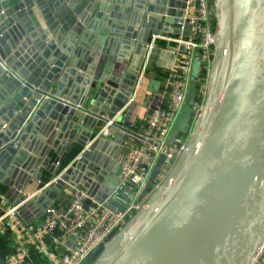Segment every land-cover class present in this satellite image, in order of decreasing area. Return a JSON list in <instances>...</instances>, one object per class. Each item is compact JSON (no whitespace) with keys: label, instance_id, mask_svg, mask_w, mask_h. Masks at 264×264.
<instances>
[{"label":"water","instance_id":"water-1","mask_svg":"<svg viewBox=\"0 0 264 264\" xmlns=\"http://www.w3.org/2000/svg\"><path fill=\"white\" fill-rule=\"evenodd\" d=\"M107 1L22 0L0 15V80L8 86L0 97V126L8 124L0 135V217L13 206L32 223L67 186L82 185L112 210L125 211L133 199L119 176L129 139L120 110L130 104L142 63L123 79L129 59L112 61L119 42L112 37L138 39L152 58L159 50L150 49L153 35L188 36L192 25L186 0L177 12L168 9L172 0H115L129 9L111 30L116 11ZM213 1L217 40L203 107L197 114V56L168 138L173 146L187 136L186 149L151 192L159 157L140 195L143 207L81 264H253L264 247V0ZM97 19L106 21L101 29ZM171 23L177 31H166ZM151 77L157 109L161 81ZM115 116L124 133L98 135ZM23 166L31 178L16 179ZM30 180L38 185L33 195L25 191Z\"/></svg>","mask_w":264,"mask_h":264},{"label":"built area","instance_id":"built-area-1","mask_svg":"<svg viewBox=\"0 0 264 264\" xmlns=\"http://www.w3.org/2000/svg\"><path fill=\"white\" fill-rule=\"evenodd\" d=\"M185 17L192 25L190 35L158 36L154 37L150 44V49L157 44V39L175 44L174 61L166 74L160 107L140 123L123 121L129 136L139 137V143L131 145L123 153L119 163L121 184L126 191L134 195L129 207L125 211H120L97 204V207L88 209L87 200L90 196L87 190L79 186L73 187L67 209L49 205L45 211L43 229L47 232L60 229L64 237L76 238V246L73 249L60 258L51 257L54 264H81L91 253L104 248L129 219L143 207L145 200H140V195L146 188L159 157L162 154L165 155L160 172L152 184L155 187L162 183L186 149L187 136L182 142H175L173 146H169L168 138L184 107L197 56L202 58L198 98L206 93L217 35L212 21L211 0H187ZM147 62L138 77L135 93L146 74ZM132 100L133 95L130 98V101ZM199 105V103L196 104L197 114L203 107V104ZM116 117L108 119L99 129L98 135L109 136ZM6 126L7 124H3L0 127V135ZM6 214L5 220H0L2 233L12 226L9 217L17 216L16 207L8 209ZM253 264H264V247Z\"/></svg>","mask_w":264,"mask_h":264},{"label":"crops","instance_id":"crops-1","mask_svg":"<svg viewBox=\"0 0 264 264\" xmlns=\"http://www.w3.org/2000/svg\"><path fill=\"white\" fill-rule=\"evenodd\" d=\"M19 1L22 0H0V15L5 10H8ZM107 3L109 10L116 11V16L112 17L107 21L110 24L111 30H116V29L118 30L120 29V21H118L119 20L118 16L119 14L120 15L124 14L125 10L129 9V7L126 6L125 4L116 3L115 0H108L106 4ZM183 3H184L183 0H172L171 5L168 6V9L171 10L172 12L180 11L179 7ZM185 4L187 7V0L185 1ZM117 7H119L120 9ZM98 19L94 21L95 22L94 24L97 27H99V29H101L103 27V23L106 21L103 20L100 21ZM166 31L172 32V31H177V29L175 28L174 24L171 23L169 26H167ZM179 31L181 32L186 31L184 25L180 27ZM168 35L178 36L173 33H170ZM168 35L155 34L153 35V39L154 37L168 36ZM142 37L147 38L149 37V34L145 32ZM112 39L115 41H119L117 51L114 52V56H113L114 58L112 61L120 62L125 58L129 59V64L127 68L123 71L124 72L123 79L128 74L129 69L132 70V68H134V66H138L140 62L142 64L139 67L141 69L140 71H142V68L144 67L146 61H148L146 74L142 79L138 90L136 91V93L134 92L133 100L130 101V104H126L120 110L121 112L124 111L122 114L123 115L122 121L127 120L126 122L129 123L130 122L140 123L141 121L145 120L150 115H152L156 110L154 108L156 105L155 92H151L150 90L152 89L151 75L153 73H156L157 78L161 81L160 90H159V94L161 95L164 90V82L166 79V74L170 70L174 61L173 49L175 48V44L168 43L163 39H157L156 41L157 44L155 47H158L159 50L152 55V58H149V54H147V56L144 58V56L140 51V44L138 39H124L123 37H116V36L112 37ZM26 44L28 45V47L29 46L31 47L33 45L32 42L30 43L27 42ZM27 50L28 49H26L25 52H27ZM51 59H53V57H51L49 61H51ZM141 59L143 60L141 61ZM115 73H116L115 71L110 72L112 76L115 75ZM140 73L141 72H139V75ZM138 79L139 78H137V82L135 83L136 85L138 83ZM128 80L131 79L128 77ZM7 90H8V86H6V82L1 79L0 97L4 96ZM132 103L134 104L133 107H132L133 105ZM94 107L91 105L89 106V109H93ZM3 124H7V122H4ZM104 124L105 122L100 124L101 127ZM101 127L98 128L96 132L99 131ZM121 131L124 133L123 130L113 126L111 134L109 136H104V137L109 139H115L116 137H118V134ZM137 143H139V137H133V136H129V139L127 141H123L121 144L123 150L117 162L120 163V158L122 157L123 153L126 152L131 145ZM26 151L29 155H34L33 151L31 152L30 149L27 148ZM17 169L19 170H17L18 172H16L17 175L16 179L21 178L22 176H26L27 174H29L30 175L29 178H31L32 173L27 168H25V166H23V169L19 167ZM47 174L48 173L45 172V175ZM110 174L111 173L107 175V178H109ZM79 187L84 188L82 185H79ZM25 191L29 195H33L38 191L37 183L30 180L29 184L26 186ZM72 191H73V187L67 186V188L62 193H60L56 199L51 201L50 205L57 206L61 209H67L69 206V199L72 194ZM97 204L100 203H98L92 197H89V199L87 200L88 209L91 207H97ZM11 208H13V206L9 207V209ZM5 214L2 217H0L1 221L5 220L6 218ZM44 215L40 218H37L32 223H27L18 216L9 217L12 226L8 228L7 231H5L4 233L0 232V264H54L51 261L52 256L55 258H60L63 254L69 252L71 249H73L76 246V238L64 237L60 229H55L52 232L45 231L43 229ZM102 250L103 248H99L97 251L99 252Z\"/></svg>","mask_w":264,"mask_h":264},{"label":"rangeland","instance_id":"rangeland-1","mask_svg":"<svg viewBox=\"0 0 264 264\" xmlns=\"http://www.w3.org/2000/svg\"><path fill=\"white\" fill-rule=\"evenodd\" d=\"M211 8H212V21H213V24H214V26L216 27V23H217V19H216V15H215V7H214V1L213 0H211ZM204 97H205V94H203V95H200V98H198L197 99V104L199 103L200 105L199 106H201L202 104H203V102H204ZM155 184V183H154ZM155 186H152V188H151V192L153 191V190H155ZM101 253H98V255H100Z\"/></svg>","mask_w":264,"mask_h":264},{"label":"trees","instance_id":"trees-1","mask_svg":"<svg viewBox=\"0 0 264 264\" xmlns=\"http://www.w3.org/2000/svg\"><path fill=\"white\" fill-rule=\"evenodd\" d=\"M99 253H101V251H99Z\"/></svg>","mask_w":264,"mask_h":264}]
</instances>
